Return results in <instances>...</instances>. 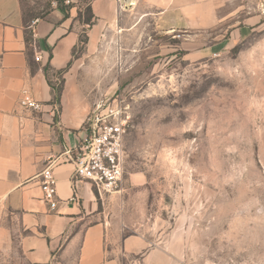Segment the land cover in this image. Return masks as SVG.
<instances>
[{"label": "rangeland", "instance_id": "obj_1", "mask_svg": "<svg viewBox=\"0 0 264 264\" xmlns=\"http://www.w3.org/2000/svg\"><path fill=\"white\" fill-rule=\"evenodd\" d=\"M57 1L82 26L68 67L90 108L118 97L129 116L122 184L100 198L115 237L180 240L182 264H264V0H117L89 48L92 0L20 5L30 20ZM0 264L33 263L14 246Z\"/></svg>", "mask_w": 264, "mask_h": 264}, {"label": "crops", "instance_id": "obj_2", "mask_svg": "<svg viewBox=\"0 0 264 264\" xmlns=\"http://www.w3.org/2000/svg\"><path fill=\"white\" fill-rule=\"evenodd\" d=\"M90 8L87 48L107 38L121 11L117 0H92ZM74 18L73 7L64 12L56 4L25 20L20 0H0V255L16 246L33 264H182L180 240L152 243L138 232L116 238L100 208L102 192L72 174L66 151L81 138L91 109L72 69L58 73L79 43L82 26ZM22 89L40 110L19 105ZM49 163L57 181L53 210L39 185Z\"/></svg>", "mask_w": 264, "mask_h": 264}, {"label": "built area", "instance_id": "obj_3", "mask_svg": "<svg viewBox=\"0 0 264 264\" xmlns=\"http://www.w3.org/2000/svg\"><path fill=\"white\" fill-rule=\"evenodd\" d=\"M121 101L116 97L91 109L84 119L81 138L66 151L73 164V176L90 182L100 193L116 190L123 180V137L129 116ZM18 103L25 109L42 108L27 89L21 90ZM39 177L42 199L53 210L58 204L53 165L44 167Z\"/></svg>", "mask_w": 264, "mask_h": 264}, {"label": "trees", "instance_id": "obj_4", "mask_svg": "<svg viewBox=\"0 0 264 264\" xmlns=\"http://www.w3.org/2000/svg\"><path fill=\"white\" fill-rule=\"evenodd\" d=\"M57 6L59 7V8H61L64 12H65V10L68 8V6H65V5H62L61 3H60V1H57ZM88 10L90 11V7H88ZM91 13V12H90ZM23 14H24V12H23ZM92 15V14H91ZM25 19V18H24ZM86 23H88L89 25L91 24V22H90V19L88 18V19H86V21H85ZM79 41H83L82 39H79ZM69 66V63L67 64V66L65 67V68H63L62 70H60V71H58V73L59 72H63V71H65L66 70V68ZM54 88V91H55V93H54V99H56V100H58L59 99V96H60V92H61V85L60 86H57V87H53Z\"/></svg>", "mask_w": 264, "mask_h": 264}]
</instances>
